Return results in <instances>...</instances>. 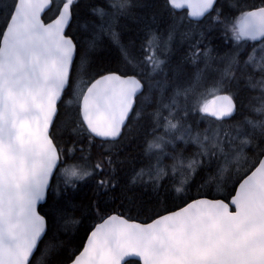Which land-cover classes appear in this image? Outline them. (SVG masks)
<instances>
[{"label": "snow or ice", "instance_id": "obj_1", "mask_svg": "<svg viewBox=\"0 0 264 264\" xmlns=\"http://www.w3.org/2000/svg\"><path fill=\"white\" fill-rule=\"evenodd\" d=\"M0 264H264V0H0Z\"/></svg>", "mask_w": 264, "mask_h": 264}]
</instances>
